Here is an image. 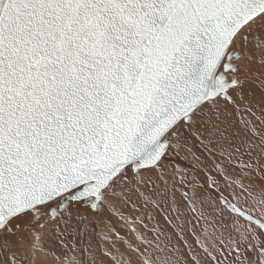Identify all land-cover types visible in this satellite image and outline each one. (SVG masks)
I'll list each match as a JSON object with an SVG mask.
<instances>
[{"label":"snow or ice","instance_id":"6c2138e0","mask_svg":"<svg viewBox=\"0 0 264 264\" xmlns=\"http://www.w3.org/2000/svg\"><path fill=\"white\" fill-rule=\"evenodd\" d=\"M107 261L264 264V0H0V264Z\"/></svg>","mask_w":264,"mask_h":264},{"label":"bare ground","instance_id":"6f19581e","mask_svg":"<svg viewBox=\"0 0 264 264\" xmlns=\"http://www.w3.org/2000/svg\"><path fill=\"white\" fill-rule=\"evenodd\" d=\"M180 165L182 168H190L192 164V159L191 157L188 158V160H181L179 161ZM171 173H172V168L169 167L168 169V179L171 181ZM191 175V173H189ZM180 177H176V187L177 188H182V185L179 183ZM183 191H189L187 188H183ZM227 194V193H226ZM181 196V193L178 191L176 192V197L179 199ZM112 204L115 205V207H110L108 205H105L99 212H92L90 208H85L84 206L79 207V213L80 215L87 217V219L83 220H77L75 217V214L72 218V226L77 230V231H83V235L85 236V226H90L94 224H101L106 230L109 231L110 227H114L116 231H122L120 230L119 224H125L122 216L120 215L121 213L123 214L124 217H131L136 215L135 211L132 209L131 205H124L119 202V199H114L112 201ZM206 211L209 214H214L212 212V209L208 207ZM146 223V222H145ZM148 223V222H147ZM128 227V230H131V225L130 222L125 224ZM93 228V227H92ZM98 228V227H96ZM100 228V226H99ZM92 232V231H91ZM97 234V233H96ZM134 234V233H133ZM83 237V236H82ZM82 237H77L78 240L82 239ZM88 242V241H87ZM86 245V244H85Z\"/></svg>","mask_w":264,"mask_h":264},{"label":"rangeland","instance_id":"374dc122","mask_svg":"<svg viewBox=\"0 0 264 264\" xmlns=\"http://www.w3.org/2000/svg\"><path fill=\"white\" fill-rule=\"evenodd\" d=\"M154 214L157 216V219H159V220L162 221L163 218L161 216H159L158 213H154ZM144 223L145 224H148L149 227H151L153 222L152 221H149L147 219V217L145 216ZM130 225H131V222H130ZM99 226H100V228H99ZM119 226H120V230H122V231H119L120 235L126 236V237H128L129 239H131L134 242H138L136 240L137 234L131 233V230H128V227L125 224H123V225L122 224H119ZM86 227H88V229ZM96 227H98V228H96ZM85 228H86L84 230L85 231V236L83 235V237H82V239L84 241V245L86 244L85 246H87L88 242L91 241L93 247L96 249V251L98 252V254L100 256H103V253L100 250V245L103 244V245L108 246V247H110V245H111V241L108 240L107 237L104 235L105 233L108 232V230H106L101 224H99V225H97V224H94L93 225L92 224L90 226H85ZM140 230L141 231H146V229L143 227V225H140ZM148 234L149 235H152L151 232H149ZM112 239L113 240H116L117 241V246L120 247L122 250H124V245L119 242V240L115 237L114 234L112 235ZM107 264H111V262L110 261H107Z\"/></svg>","mask_w":264,"mask_h":264},{"label":"water","instance_id":"95a60500","mask_svg":"<svg viewBox=\"0 0 264 264\" xmlns=\"http://www.w3.org/2000/svg\"><path fill=\"white\" fill-rule=\"evenodd\" d=\"M92 212H95V210L90 209Z\"/></svg>","mask_w":264,"mask_h":264}]
</instances>
